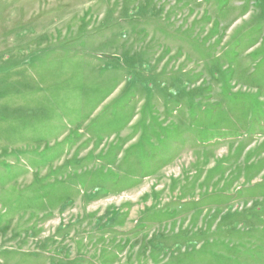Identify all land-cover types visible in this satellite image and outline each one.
<instances>
[{"label": "rangeland", "instance_id": "rangeland-1", "mask_svg": "<svg viewBox=\"0 0 264 264\" xmlns=\"http://www.w3.org/2000/svg\"><path fill=\"white\" fill-rule=\"evenodd\" d=\"M0 264H264V0H0Z\"/></svg>", "mask_w": 264, "mask_h": 264}]
</instances>
